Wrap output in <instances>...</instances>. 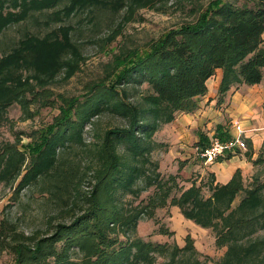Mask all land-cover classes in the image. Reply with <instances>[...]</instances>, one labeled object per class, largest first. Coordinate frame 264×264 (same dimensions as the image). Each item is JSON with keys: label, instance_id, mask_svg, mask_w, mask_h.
<instances>
[{"label": "trees", "instance_id": "1", "mask_svg": "<svg viewBox=\"0 0 264 264\" xmlns=\"http://www.w3.org/2000/svg\"><path fill=\"white\" fill-rule=\"evenodd\" d=\"M156 1L0 0V33L33 10L51 8L53 20L62 22L94 5L113 12L126 6L131 15L139 6H153ZM199 2H192V19L149 40L145 48L120 49L106 71L107 78L91 83L79 95L54 93L49 88L60 71L68 79L79 67L73 58L78 49L71 40L70 24H59L41 36L25 32L0 54V125L12 124L7 109L14 102L26 117L33 115L30 103L53 110L52 120L29 132L26 142H21V131L13 141L0 142V180L12 187V195L35 181H48L56 191L66 193L63 204L74 211L69 221L54 222L44 235L7 243L15 224L3 217L0 251L7 248L13 264H156L155 252L167 250L165 264H182L181 251H196L189 234L184 246L135 235L138 220L152 217L157 207L165 205L177 206L185 218L213 229L215 243L226 247L219 264H264V236L254 235L264 228V180L254 174L246 185L241 170L236 169L225 183L216 182L210 172L205 179L192 177L190 184L182 185L178 172L163 174L151 157L160 145L154 132L177 113L194 110L195 97L206 91V80L217 68L222 73L216 102L223 100L231 84L262 80L264 0ZM141 84L146 89L139 100L130 99L129 88ZM103 110L126 122L104 128L94 144L85 166L90 188L83 192L79 177L69 169L59 170L58 148L80 142L85 122ZM222 126L218 124L215 133L227 139L230 136ZM206 143L198 142L200 146ZM252 163L264 164V151ZM149 187L153 190L145 200L118 202L122 194L137 196ZM204 187L208 195L203 194ZM118 230L123 240L110 234ZM159 231L171 233L162 226Z\"/></svg>", "mask_w": 264, "mask_h": 264}, {"label": "rangeland", "instance_id": "2", "mask_svg": "<svg viewBox=\"0 0 264 264\" xmlns=\"http://www.w3.org/2000/svg\"><path fill=\"white\" fill-rule=\"evenodd\" d=\"M194 1L198 0H157L153 6L146 4L139 6L131 15L125 11L126 6L113 12L107 7L94 5L90 7V10L84 9L73 13L64 18L62 22L53 20L49 14L51 8L33 10L25 19L9 23L2 30L0 33V54L15 45L25 32L41 36L59 24H70L72 27L71 40L78 49V56L73 58L76 59L79 67L68 79H63V71H60L54 81L49 84V88L54 93L79 95L91 83L107 78L106 71L112 65L114 56L120 49L124 47L143 49L149 40L158 37L183 21L192 19L194 13L191 12V8ZM199 1V3H206L208 0ZM48 16H51L52 20L47 21ZM115 32L117 33L112 39ZM145 89V84L135 88L130 87V99L139 100ZM30 112L33 115L26 117L17 102L8 106L7 115L12 124L9 125L8 122H5L0 125V142L2 140L13 141L15 134L20 131L23 132L20 133L21 142H26L29 139L27 136L29 132L52 120L53 110L49 105L37 107L35 103H30ZM125 122L119 115L103 110L85 122L80 142L72 141L68 146H59L57 166L59 170L61 168L64 171L69 169L73 175L80 178V191L84 192L90 188V176L85 172V166L95 151L94 144L99 141L104 128L125 124ZM159 129L154 132V137L160 145L152 150L151 157L158 161L159 170L163 174L175 173L178 171L176 167L179 163L175 159L170 160L166 157V147L164 146L166 143L160 141ZM18 146L20 145L18 144ZM23 166L24 164H22ZM23 171L22 168L21 174ZM254 174L264 180V164H253L250 174L243 178V182L246 185L249 184ZM199 175L198 172L196 180ZM179 177L178 181H180ZM206 177L207 173H204L202 178ZM152 190L153 187L143 189L137 196L128 192L122 195L120 193L118 202L122 204L137 203L138 200H145ZM202 192L204 195L209 194L205 187ZM63 193L56 191L48 181L40 180L21 188L17 195H12V187L0 180V220L6 217L13 226L15 224L13 237L6 238L5 242H14L18 238L24 241L33 240L34 236L49 232L50 225L54 222L69 221L74 211L65 208L63 199L66 197V193ZM241 195H243L242 192L235 196L233 205L238 202ZM137 225L135 230L137 237L155 243H167L168 246L174 243L184 246L185 236L189 234L196 251H181L182 264H219L226 248L215 243V233L211 227L200 226L191 219L185 218L177 206L157 207L152 217L142 216ZM161 226L171 230V233L160 232ZM110 234L116 235L122 240L125 238L119 230L110 232ZM254 235L264 236V228L259 229ZM5 242L2 244L5 245ZM155 256L156 264H165L169 259V250L163 253L155 252ZM0 264H13V254L7 248L0 251Z\"/></svg>", "mask_w": 264, "mask_h": 264}, {"label": "crops", "instance_id": "3", "mask_svg": "<svg viewBox=\"0 0 264 264\" xmlns=\"http://www.w3.org/2000/svg\"><path fill=\"white\" fill-rule=\"evenodd\" d=\"M221 73L217 68L206 80V91L195 97L194 110L177 113L158 131L160 141L166 143V157L179 163L176 168L181 183L190 184L198 172V180L204 173L212 172L216 182L225 183L236 169L245 178L252 169L251 159L264 151V72L259 82L231 84L223 100L216 102ZM218 124L223 125L222 130L230 137L243 136L246 148L203 162L196 156L193 145L208 142L216 134Z\"/></svg>", "mask_w": 264, "mask_h": 264}, {"label": "built area", "instance_id": "4", "mask_svg": "<svg viewBox=\"0 0 264 264\" xmlns=\"http://www.w3.org/2000/svg\"><path fill=\"white\" fill-rule=\"evenodd\" d=\"M238 148H246L244 137L240 134L231 136L227 139H221L216 134L210 137V140L200 146L198 143L193 145V150L203 162H211L219 157H224L227 153H232Z\"/></svg>", "mask_w": 264, "mask_h": 264}]
</instances>
